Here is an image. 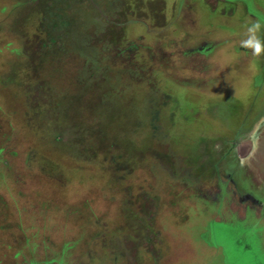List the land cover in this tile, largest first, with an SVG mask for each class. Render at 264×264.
<instances>
[{
  "label": "rangeland",
  "instance_id": "obj_1",
  "mask_svg": "<svg viewBox=\"0 0 264 264\" xmlns=\"http://www.w3.org/2000/svg\"><path fill=\"white\" fill-rule=\"evenodd\" d=\"M24 1L0 0V264H264L233 154L264 0Z\"/></svg>",
  "mask_w": 264,
  "mask_h": 264
},
{
  "label": "flooded vegetation",
  "instance_id": "obj_2",
  "mask_svg": "<svg viewBox=\"0 0 264 264\" xmlns=\"http://www.w3.org/2000/svg\"><path fill=\"white\" fill-rule=\"evenodd\" d=\"M259 62L262 68V71L260 70L259 74H264V48H263L262 58L259 60ZM262 79H264V77ZM256 83L257 82H255V84ZM262 109L259 112H256L254 117H252L253 119L250 120L245 126L241 127V130L239 132L238 129L236 130L235 135L237 138L236 141L233 142V146L237 145L238 143L239 145L242 146L241 141L245 138V142L247 143V148H245V151L241 153V155L243 154L242 156L240 155L237 156L236 152L233 154H234V159H236V162L234 163L237 165L240 174L248 175V173H251V175L255 179V182L253 183H250V181L245 183L243 182L244 183L243 187L246 188L248 192L247 195H249L251 200H254L256 203H261L264 206V179L262 180L260 179L261 177H264V108ZM236 149L237 147L234 146L233 152L236 151ZM253 160L259 163H263L262 164L263 166L259 167V169L256 167L257 169L254 170L255 168H253V163H252ZM249 186L255 187L254 193L251 191ZM215 222L231 223L230 221H226V220L224 221L216 220ZM143 232L144 231L142 230L139 232V234H135L133 236V242L139 245L138 247L140 248L139 249L140 251L144 247V241L142 239ZM126 237L127 236L125 235L124 238L126 239ZM130 237L132 238V236L130 235L128 236V239H130ZM141 256L143 257V254H141Z\"/></svg>",
  "mask_w": 264,
  "mask_h": 264
},
{
  "label": "trees",
  "instance_id": "obj_3",
  "mask_svg": "<svg viewBox=\"0 0 264 264\" xmlns=\"http://www.w3.org/2000/svg\"><path fill=\"white\" fill-rule=\"evenodd\" d=\"M27 2H25L27 5V7H28V5L29 4H32V5H34L33 7H31V8H35L37 5H41L40 6V8L41 9H45V10H48L50 13H51V11H52V9H51V6H49V4L51 5V3H53V5L52 6H54V10H55V5L57 6V3H56V1L55 0H26ZM37 1V3L36 4H33V2H36ZM47 3V4H46ZM25 6V5H24ZM30 9V8H29ZM31 10V9H30ZM38 10V9H37ZM43 14H44V11H41ZM42 13H41V15H42ZM29 18H28V21L30 22L33 18H35V16L36 15H28V14H26ZM49 16H50V14H49ZM104 245V244H103ZM65 249L63 248V253L62 254H64L65 252ZM62 259H63V257H62ZM62 259H61V257L58 259V264H64L63 263V261H62ZM54 260V259H53ZM49 261V260H48Z\"/></svg>",
  "mask_w": 264,
  "mask_h": 264
}]
</instances>
